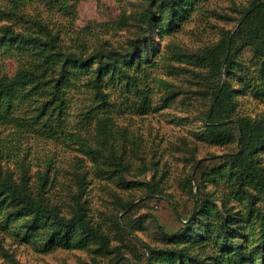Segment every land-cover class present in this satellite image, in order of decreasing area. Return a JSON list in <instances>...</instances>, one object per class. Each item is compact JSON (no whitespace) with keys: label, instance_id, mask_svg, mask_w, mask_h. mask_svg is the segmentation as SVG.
<instances>
[{"label":"trees","instance_id":"16d2710c","mask_svg":"<svg viewBox=\"0 0 264 264\" xmlns=\"http://www.w3.org/2000/svg\"><path fill=\"white\" fill-rule=\"evenodd\" d=\"M25 1L0 5V20H6L0 25V53L14 57L17 63L11 74L0 64V123L11 124L17 135L36 130L49 137L60 136L95 157L103 155L97 142L112 136V119L109 115L97 118L93 143L82 134L83 129L99 114L114 109L140 113L149 109L146 65L151 66L158 51L156 36L180 27L205 0H142L138 11L121 13L114 20L126 32L123 42H98L90 48L84 43L63 45L59 33L44 20L19 11ZM56 1L70 9L69 3L78 0ZM15 18L22 19L23 25L15 26ZM236 23L232 34L224 30L215 43L187 56L207 70L195 72L201 77L198 93L207 103L201 136L217 145L236 142V148L222 160L201 171L203 180L222 182L225 187L216 196L206 192L194 198L190 217L167 237L170 246L157 250L146 246V264H264V117L239 114L236 99L244 90L264 103V0H250L239 10ZM243 48L250 50L255 74L248 75L243 69L238 56ZM82 86L90 90L91 102L71 126L66 112L68 95ZM109 88L119 89L117 104L111 100ZM100 135L105 139L97 140ZM105 158L120 162L114 155ZM24 162L19 163V181L7 173L0 175V229L13 226L25 241L42 244L45 250L83 247L94 241L109 251L106 234L87 214L82 197L84 171L75 174V207L66 217L42 197L51 181L46 170L33 195ZM7 259L9 264H20L10 254Z\"/></svg>","mask_w":264,"mask_h":264},{"label":"rangeland","instance_id":"374dc122","mask_svg":"<svg viewBox=\"0 0 264 264\" xmlns=\"http://www.w3.org/2000/svg\"><path fill=\"white\" fill-rule=\"evenodd\" d=\"M249 1L205 0L194 7L180 27L156 36L158 51L151 66L146 65L149 109L144 113L114 109L99 114L82 131L93 143L97 118L111 117L112 136L105 141L99 140L105 139L102 135L97 138L104 156L91 157L71 141L36 130L17 135L11 124L0 123V175L7 173L19 181V163L25 161L29 184L36 196L39 176L46 170L51 181L42 197L60 215L69 217L75 207L72 196L77 186L75 174L84 171L82 197L87 214L106 234L109 248L107 251L90 241L83 247L54 246L45 250L42 244L25 241L11 226L0 229V261L9 264L7 254H10L20 264H146V246L156 250L170 246L167 237L177 233L186 221L184 218L190 217L193 199L203 197L206 192L216 196L225 187L222 182L203 180L202 168L222 160L236 148L235 141L217 145L201 136L202 112L207 103L198 93L201 77L195 72L207 70L187 56L215 43L224 30L232 34L239 10ZM140 2L78 0L70 2V9H66L56 0H26L19 11L28 18L44 20L59 33L63 45L84 43L90 48L98 42H123L126 32L116 27L114 20L121 13L138 11ZM0 5L9 7L13 3L0 0ZM15 19V26L23 25L22 19ZM5 21L0 20V25ZM238 56L244 62L246 74H255L250 50L240 49ZM0 64L7 74L13 73L17 66L14 57L1 53ZM108 90L117 104L119 89ZM169 94L170 99L165 101ZM236 99L239 114L264 117V103L248 92H238ZM90 102L87 86L69 93L66 112L71 126H75L82 109ZM105 155L119 158V164L110 162ZM152 164L154 167H150Z\"/></svg>","mask_w":264,"mask_h":264}]
</instances>
